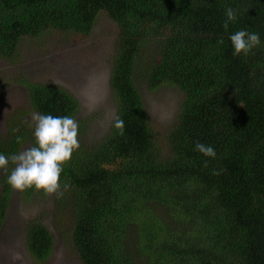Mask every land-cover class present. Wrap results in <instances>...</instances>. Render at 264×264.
<instances>
[{
  "label": "trees",
  "instance_id": "16d2710c",
  "mask_svg": "<svg viewBox=\"0 0 264 264\" xmlns=\"http://www.w3.org/2000/svg\"><path fill=\"white\" fill-rule=\"evenodd\" d=\"M228 7L236 20L225 30ZM101 12L117 27L108 85L124 133L113 117L98 141L63 166L55 205L69 213L79 262L264 264V0H0V59L12 60L21 41L47 31L85 36ZM239 30L260 37L247 56L233 55L229 37ZM146 39L158 42L147 88L167 85L180 96L162 150L132 82ZM23 85L32 111L75 114L77 101L63 87ZM33 133L16 120L0 154H16L27 138L35 146ZM197 142L216 157L195 151ZM12 165L8 173L0 169V225ZM52 246L48 229L29 221L24 247L31 259L45 260Z\"/></svg>",
  "mask_w": 264,
  "mask_h": 264
},
{
  "label": "rangeland",
  "instance_id": "374dc122",
  "mask_svg": "<svg viewBox=\"0 0 264 264\" xmlns=\"http://www.w3.org/2000/svg\"><path fill=\"white\" fill-rule=\"evenodd\" d=\"M116 34V25L101 12L85 36L47 31L34 40L21 41L12 60L0 59V140L5 139L8 126L12 127L16 120L34 131L29 126L34 111L23 85L28 80L68 90L78 104L72 118L79 126V149L98 141L114 117L108 78ZM157 47L156 40L142 43L134 60L132 82L156 145L162 150L164 133L174 122L180 96L167 85L147 88L148 69ZM30 147L32 140L27 138L16 154ZM57 199L45 193L24 199L20 191L12 189L0 225V264H81L69 243V213L55 205ZM31 220L40 221L53 237L50 255L38 262L24 247L26 226ZM17 256L19 259H13Z\"/></svg>",
  "mask_w": 264,
  "mask_h": 264
},
{
  "label": "clouds",
  "instance_id": "9594fccd",
  "mask_svg": "<svg viewBox=\"0 0 264 264\" xmlns=\"http://www.w3.org/2000/svg\"><path fill=\"white\" fill-rule=\"evenodd\" d=\"M226 19L223 23L225 30L229 23L236 20V12L231 7L225 10ZM233 46V55H249L261 43L259 34L246 30L236 31L229 37ZM219 43H223L222 40ZM30 127H34L35 146L21 151L19 154L5 156L0 154V169L8 173V165H14L7 175V184L16 191L23 192L30 188L42 190L46 195H63L60 176L63 166L71 159L72 153L79 148L78 122L71 116L43 115L33 112ZM114 127L118 134L124 133V121L114 116ZM20 138L17 137V142ZM194 150L206 157L215 158L213 147L203 143H195ZM207 167V161L204 162ZM218 170L213 175H219ZM65 189L67 185L64 186ZM13 259H19L14 257Z\"/></svg>",
  "mask_w": 264,
  "mask_h": 264
}]
</instances>
